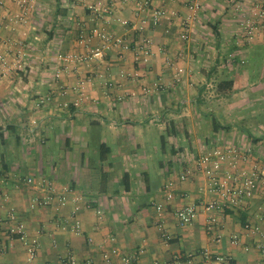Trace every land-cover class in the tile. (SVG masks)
Segmentation results:
<instances>
[{
    "label": "crops",
    "instance_id": "1",
    "mask_svg": "<svg viewBox=\"0 0 264 264\" xmlns=\"http://www.w3.org/2000/svg\"><path fill=\"white\" fill-rule=\"evenodd\" d=\"M104 1L129 23L106 10L94 14L78 0H34L28 24L0 29V54L11 64L20 53L23 58L20 68L0 73V263L65 264L74 257L75 264H124V257H133L132 264H219L205 258L208 251L229 257L230 264H264V235L245 228H264L263 189L246 207L227 208L209 231L201 206L214 194L195 167L212 146H251L253 157L242 168L264 162V24L252 40L244 33L250 10L264 0H205L186 41L180 39L185 0H153L178 13L157 25L150 9L135 13L124 0ZM5 2L17 10L13 0ZM93 27L134 41L149 35L151 54L136 64L132 51L121 58L115 50L82 65L81 73L94 79L75 105L78 72L55 78L58 54L88 53L100 42ZM82 33L90 37L86 44L79 41ZM165 52L183 55L186 73L170 88L144 92L156 81H173ZM123 69L136 70L138 78L121 76ZM101 71L107 77H97ZM186 167L193 173L180 181ZM29 176L83 197L79 233L72 230L74 202L60 210L38 204ZM193 203L198 215L180 226L176 210ZM9 208L40 243L33 259L25 240L9 233Z\"/></svg>",
    "mask_w": 264,
    "mask_h": 264
},
{
    "label": "built area",
    "instance_id": "2",
    "mask_svg": "<svg viewBox=\"0 0 264 264\" xmlns=\"http://www.w3.org/2000/svg\"><path fill=\"white\" fill-rule=\"evenodd\" d=\"M17 5V10L12 11L8 7L5 0H0V29L6 28L13 24L26 25L29 22V13L34 5V0H13ZM171 2L172 0H163ZM205 0H185L184 1V25L186 26L180 34L181 40L189 39V26L198 18ZM86 8L90 9L94 14H102V10H106L113 14L115 20L121 24H128V20L116 14V10L106 4L104 0H78ZM125 4H134L136 6L135 13L150 9V21L152 25H157L161 19L170 15L176 16L177 11H168L164 7H157L153 4V0H124ZM264 24V1L254 5L250 10L249 17L244 23V33L248 40H252L258 32L259 24ZM92 35L99 39V44L94 46L88 53H59L58 61L60 66L55 70L54 77L60 78L63 73L78 72V82L75 89L79 91L80 96L74 101L75 105H80L87 97L85 94V87L87 82H92V75H83L81 73V66L86 65L91 61H103L109 52L117 51L119 57L122 58L125 52L132 51L133 60L136 64L147 62L151 54V47L153 45V38L149 35L142 37L139 41L131 40L121 35H116L107 31L103 27H93ZM90 39L89 36L82 33L79 41L81 44H86ZM165 64L168 70L173 73V81L160 82L156 81L151 87H145L144 92H151L156 89H167L176 82L180 81L186 73V68L182 64L183 55H171L165 52ZM23 65V58L20 55L16 56V60L11 64L6 56L0 54V73L2 75L9 74L15 67L20 68ZM72 67H75L72 69ZM121 76H132L138 78V72H128L121 70ZM97 77H107V72L101 71ZM106 84L113 86V80L108 79ZM43 100L40 101L42 103ZM253 157V148L251 146L240 148L237 146H212L206 153L200 154L195 159V167L202 171L208 178V189L214 196L205 201L201 209L207 213V227L211 231L220 222V216L227 208L240 209L247 206V203L252 199L257 191L263 189L264 191V162L257 163L251 167H240V163L248 164ZM193 173L190 167H186L179 175L180 181H186ZM27 184L38 189L34 200L43 206L55 205L57 210H60L71 199L74 202V207L71 215L74 218L72 230L79 233L81 230V222L78 219L81 210V201L83 197L74 194L69 197L70 187L65 186L58 190L54 183L46 178H34L29 176L25 179ZM166 188L170 189L167 192L168 198H173L174 193L171 191L175 188L172 181L167 182ZM41 191V192H40ZM157 210L161 212L164 210L163 204L156 206ZM200 207L197 204H189L178 208L176 210V217L180 226H187L193 223ZM100 212V211H99ZM1 220V218H0ZM6 220L11 223L9 233L18 235L25 243L29 245V259L36 257L40 243L37 238H30L26 232L24 223L19 220V217L14 208H9ZM264 222V218L262 219ZM245 228L259 232L264 235V228L261 225H251L247 223ZM233 244H238L239 239L236 236L232 238ZM5 244L0 240V254L4 252ZM259 249L264 257V244L259 245ZM205 258L214 259L219 264H230V258L222 255L213 256L210 252H204ZM69 259L65 264H75L74 257ZM124 264H132L133 257H124ZM1 264V263H0ZM62 264V263H60Z\"/></svg>",
    "mask_w": 264,
    "mask_h": 264
},
{
    "label": "rangeland",
    "instance_id": "3",
    "mask_svg": "<svg viewBox=\"0 0 264 264\" xmlns=\"http://www.w3.org/2000/svg\"><path fill=\"white\" fill-rule=\"evenodd\" d=\"M259 54H261L260 48H259Z\"/></svg>",
    "mask_w": 264,
    "mask_h": 264
}]
</instances>
